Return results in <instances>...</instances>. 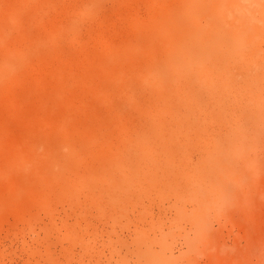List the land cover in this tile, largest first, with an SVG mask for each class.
Segmentation results:
<instances>
[{
	"label": "rangeland",
	"instance_id": "rangeland-1",
	"mask_svg": "<svg viewBox=\"0 0 264 264\" xmlns=\"http://www.w3.org/2000/svg\"><path fill=\"white\" fill-rule=\"evenodd\" d=\"M0 264H264V0H0Z\"/></svg>",
	"mask_w": 264,
	"mask_h": 264
}]
</instances>
